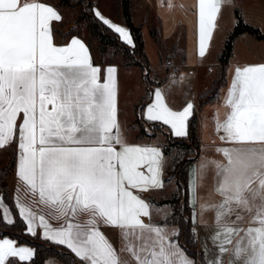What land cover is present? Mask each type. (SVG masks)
<instances>
[{"label": "snow or ice", "instance_id": "obj_1", "mask_svg": "<svg viewBox=\"0 0 264 264\" xmlns=\"http://www.w3.org/2000/svg\"><path fill=\"white\" fill-rule=\"evenodd\" d=\"M232 3L198 0L199 57L206 55L222 7ZM95 16L133 44L127 29L98 10ZM61 20L47 0H0V149L17 144L16 191L23 193L11 206L0 195V221L13 225L18 215L25 234L36 237L37 212L31 205L47 207L58 223L40 214L41 238L66 246L80 264H126L120 252L130 254L135 264H197L179 244L177 230L144 219L150 216V202L140 193L162 187L164 150L122 140L116 68L108 67L102 82L101 68L93 65L79 38L57 46L53 22ZM152 95L146 119L185 137L194 105L172 110L159 86ZM224 103L230 111L216 123L224 142L216 151L224 159L204 158L198 165L200 176L214 175L222 198L215 207L223 231L212 239L220 241V254L232 246L229 264H264V63L236 67ZM197 179L190 181L193 209ZM245 212L255 213L251 222L259 226L239 227ZM81 216L87 219L81 222ZM102 226L120 230L123 247L117 249ZM34 258L33 248L0 239V264H30Z\"/></svg>", "mask_w": 264, "mask_h": 264}, {"label": "crops", "instance_id": "obj_2", "mask_svg": "<svg viewBox=\"0 0 264 264\" xmlns=\"http://www.w3.org/2000/svg\"><path fill=\"white\" fill-rule=\"evenodd\" d=\"M91 1L94 3V12L98 10L105 18L109 19L116 25L124 27L130 32L133 44H126L130 48H133L135 43L130 27L125 21L122 0ZM241 1L242 3L244 2V5L237 1L235 3V7L240 9V12H242L244 21L264 32V0ZM49 4L62 15L63 20L64 15L62 7L58 8L53 3ZM236 8H234V1L232 6L222 7V11L218 14L216 28L206 55L204 57H199L198 0H131L130 11L132 18L137 25L142 27L145 50L150 61V67L147 74L151 75L154 82H158L150 89V99L146 102H144V99L148 94L149 87L143 82V95L139 99H135L133 103L135 108L132 110H130L129 107H125L126 105H122V100L125 96H129L130 93L127 86L124 85L123 88L122 77L124 82H127L133 73L136 74V76L140 74L141 67L139 65H125L124 63L122 64V62H117V60L100 63L95 59L94 51L89 45V40L82 34L69 35L65 41L59 42V36H57L55 32L53 33L54 42L57 46L66 45L71 38H79L89 49L93 65L101 68L102 82L103 77L106 74V69L108 67L116 68L117 71L115 76L117 81L118 124L121 138L127 144L139 146H159L164 150L165 143L162 135H131L130 123L137 117L138 113L144 123L149 122L154 126L159 124L161 127L160 129H163L162 134H165L166 136H168V134L174 136L170 126H166L162 122H152L146 119L145 106L153 101L152 90L158 86L163 92L166 104L172 110L180 111L188 102H191L194 105L193 114L194 112H197L199 120L200 147L188 167L189 204L191 207L192 193L190 190V181L199 177V179H197V207L195 209L192 207V216L194 211L197 213L194 223L192 222L193 229L195 232L198 253H202L204 259L209 262L219 259L222 261V264H229L230 259L234 258V251L231 245L227 246L229 248L228 252L220 254L218 253V245L220 241L217 240L216 243H214L212 239L214 233L218 229L221 232L223 231L222 227L216 221V212L218 209L215 207L222 201V198L215 192L214 175L211 173H204L203 176H200L198 165L204 158L216 161H222L224 159L222 154L216 151L217 147L224 146V142L220 139L221 133L216 131V123L218 121L223 122L226 115L230 111L229 106L224 103L227 89L234 78V69L236 67L264 63V39L258 38L255 34L249 31L238 34L233 41L232 53L226 66L225 81L218 89L217 99L214 101H207L205 97L201 99L200 96L206 94L214 86L220 75V55L224 50L226 40L233 32L237 23V15L235 12ZM62 20L59 22H53V27L55 25L63 30V27L58 26ZM72 25L73 23L69 24L67 27L69 28ZM118 55L124 60L123 53L121 55L118 51ZM142 170L146 172V169ZM167 170L168 156L165 155L164 152L162 187L140 193L142 198H144L147 202H150V216L144 219L146 222L150 221L154 226L160 225L161 222H164V220L172 212L170 203H159L160 200L169 198L170 195H173L175 192V190H172L168 197L163 198L166 184L169 182ZM10 178L9 187L12 191L13 198L17 195H20L23 198V193H17L16 191L18 187L16 169L14 175ZM0 195H3L1 191ZM199 205H204V209H201ZM31 206L34 211L37 212V220L34 227L37 232V236L41 237L43 229L38 226V216L40 214L45 215V218L54 226L57 225L58 222L51 219L49 215L50 210L47 207L43 205ZM242 214L245 216V220L243 223L238 225L239 227L259 226L258 223L251 222L255 213L245 212ZM86 219L87 217L83 216L79 218L81 222ZM201 221H203V223ZM164 226L168 230L175 229L179 232V244L186 249L184 241L180 237V225L178 223L165 222ZM101 230L113 243V245L117 247V249L123 247V241L121 239L122 233L120 230L115 227L108 226H102ZM4 238H10L16 241L19 246H28L35 250V248L30 244L20 243L16 238L9 235H0V239ZM43 240L49 241L47 239ZM118 254L121 260L126 261V264H135L134 258L130 254L126 252H120ZM187 255L199 264L198 260L190 254L188 250ZM17 264H19V262H17ZM43 264L68 263L56 256H50Z\"/></svg>", "mask_w": 264, "mask_h": 264}, {"label": "trees", "instance_id": "obj_3", "mask_svg": "<svg viewBox=\"0 0 264 264\" xmlns=\"http://www.w3.org/2000/svg\"><path fill=\"white\" fill-rule=\"evenodd\" d=\"M49 3H53L56 7L61 8L62 6H70L74 5H82V12L76 19V22L84 21L88 31L91 36L96 38L98 41V47L102 53L105 52V48L112 47L116 50H123L124 58L129 57L127 62L128 65L134 64L139 65L142 70L148 69L150 67V61L148 55L145 50V41L143 37L142 27L137 25L132 18V14L130 11L131 0H122L123 5V13L125 16V21L127 25L130 27V30L134 39V47L130 48L126 43H124L119 35L109 28V26L105 25L98 17L95 16V12L93 9L94 3L91 0H47ZM237 23L234 27L233 32L228 37L225 43L224 50L220 55L221 69L220 75L216 80L214 86L204 95H201L200 98H206L207 101H214L218 97V89L225 81L226 74V66L228 60L232 53L233 41L234 38L245 31H249L255 34L258 38L264 39V35L259 28H255L254 26L247 24L243 16L236 13ZM73 26L68 28V32L63 31L54 25V32L60 39L59 42H63L67 39L69 35L77 34L81 35L79 31H72ZM63 37V38H62ZM89 45L92 48V45L89 41ZM93 50V48H92ZM94 51V50H93ZM95 56V53H94ZM96 59V57H95ZM96 61H98L96 59ZM100 62V61H98ZM102 63V62H100ZM146 83L149 87L148 94L144 99V102L150 99V89L153 85L158 82H154L150 78L146 77ZM143 121V120H142ZM147 124H151L149 122H145ZM157 129L161 127L159 124L155 125ZM170 140H176L179 142H183V146L185 149L190 151V155L193 157L196 155L200 147L199 140V120L197 112L189 119L188 125V134L184 138L174 137L170 134L167 136ZM164 145L165 155H169V150ZM3 150H7L6 154L7 162L4 165H0V191L3 194L4 200L6 203L11 206L13 205L14 198L12 195V191L9 187L8 182L6 181L8 177L14 175L16 169V156H17V144L12 143L10 146H7L3 149H0V152ZM1 158V154H0ZM178 161V160H177ZM193 161V158L186 159L184 162H176V166L178 169V177L179 180L177 182V189L173 193L172 197L162 199L159 203H170L172 207L171 214L164 220L166 223H178L181 228L180 237L184 241L185 247L190 254H192L199 262L202 264L204 261V256L202 253H198L197 242L195 237V232L193 229V223L190 222V218L192 217V207L189 204V189H188V167L190 163ZM169 169V167H168ZM168 172V170H167ZM13 213L17 212L15 207L12 208ZM15 223L13 225H8L2 221H0V235H9L13 238H16L20 243H27L32 245L35 248V258L34 261L30 262V264H43L45 260L50 256H56L63 260L68 264H80V261L74 257V255L68 250L65 246H61L56 243H52L50 241L43 240L40 236L33 237L31 235H26V227L25 222L21 220L18 215H14ZM25 264H29V262H25Z\"/></svg>", "mask_w": 264, "mask_h": 264}, {"label": "rangeland", "instance_id": "obj_4", "mask_svg": "<svg viewBox=\"0 0 264 264\" xmlns=\"http://www.w3.org/2000/svg\"><path fill=\"white\" fill-rule=\"evenodd\" d=\"M233 1H234V8H236L235 3L237 1L242 3L241 0H233ZM242 4L244 5V2ZM82 8H84V7L82 5H79V4L74 5L73 7L62 6V12H63L64 17H63L62 22H60V24L58 26L63 27L64 28L63 30L65 32H68L67 26L69 24L73 23V25H72L73 30L72 31H79L84 37H86L90 41L92 48L94 50V53H95V57L98 61L105 63V62H109L112 60L113 61L117 60V62H122V64L124 63L125 65H128L127 62L129 60V57L124 58V60H123L118 55V51H119V54L122 55V53L124 52L123 50H115L114 48L109 46V47L105 48V52L102 53L98 47V41L96 40V38H94L93 36L90 35L85 22L84 21L76 22V19L78 18V16L82 12ZM235 12L236 13L238 12L239 14L242 15V12H240V9L236 8ZM130 66H135V65L131 64ZM148 71H149V68L148 69L146 68L145 70H142L140 68V74H138L136 76V74L133 73L127 82H124L123 77H122L123 88L125 85L130 90L129 96H127V97L125 96L124 99L122 100V105H126L125 107H129L130 110L135 108L134 104H133L135 99H139L143 95V84L145 83L147 85L146 77H148L154 81V79H152L151 75L147 74ZM130 132H131V135H135V134H137V135H139V134H141V135H143V134H146V135H150V134L162 135V137L164 139L165 146H167L166 148L169 150V155H168V167H169L168 179H169V182L166 184L163 198L168 197L170 195V193L172 192V190L177 189V182L179 180V177H178V169H177V166L175 165L176 162H179V161L184 162L186 159L193 158V155H190L192 153H190V151H188L187 149L184 148L182 141L179 142L176 140L168 139L165 134H162L163 129H157L156 126H154L152 124L144 123L142 121V119L139 117V113H138L137 117L134 118L130 123ZM7 153H8L7 150H3L0 152V154H1L0 165L1 166L6 164V162L8 161L7 158L5 157ZM10 179L11 178L8 177L6 180L8 182V184H9ZM170 197H172V195H170Z\"/></svg>", "mask_w": 264, "mask_h": 264}]
</instances>
